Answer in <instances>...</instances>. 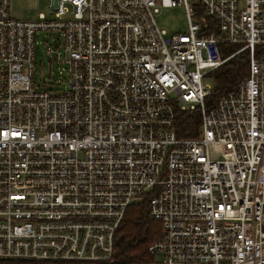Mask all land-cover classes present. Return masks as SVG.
I'll use <instances>...</instances> for the list:
<instances>
[{"label":"built area","instance_id":"built-area-1","mask_svg":"<svg viewBox=\"0 0 264 264\" xmlns=\"http://www.w3.org/2000/svg\"><path fill=\"white\" fill-rule=\"evenodd\" d=\"M10 1L0 0V264H115L125 210L150 192L161 232L144 264H264V0H50L52 18L37 20L11 17ZM175 5L186 31L168 34L155 15ZM195 5L219 35L199 34ZM46 30L63 39L61 91L35 86V34ZM220 44L241 47L223 58ZM242 50L248 76L206 110L205 79ZM195 108L198 136L178 138L175 110Z\"/></svg>","mask_w":264,"mask_h":264},{"label":"trees","instance_id":"trees-1","mask_svg":"<svg viewBox=\"0 0 264 264\" xmlns=\"http://www.w3.org/2000/svg\"><path fill=\"white\" fill-rule=\"evenodd\" d=\"M194 10L195 18L200 25L199 34L219 35L216 21L204 15L200 6L195 5ZM240 47L230 44L219 45L223 58L229 57ZM255 55L264 57V46H256ZM248 60V51L242 50L208 74L213 81V87L203 100L206 110L212 109L218 100L248 76ZM200 123L199 108L191 111L175 110L173 127L178 138H196ZM151 195L152 192L143 195L126 208L123 219L114 234L112 261L115 264H144L153 261V256L148 253V247L160 238L161 225L149 215L148 204Z\"/></svg>","mask_w":264,"mask_h":264},{"label":"rangeland","instance_id":"rangeland-1","mask_svg":"<svg viewBox=\"0 0 264 264\" xmlns=\"http://www.w3.org/2000/svg\"><path fill=\"white\" fill-rule=\"evenodd\" d=\"M9 12L11 17L20 20H37L41 16L45 19L52 18L50 0H11ZM155 20L158 27L168 34L186 31V18L182 6H159ZM62 45V35L58 31H38L35 34L34 79L36 87L45 84L47 89L58 91L66 87L68 64L63 62ZM47 47H51V53H47ZM204 82L211 88L213 87L211 79H205ZM154 259L159 261L160 256L156 255Z\"/></svg>","mask_w":264,"mask_h":264}]
</instances>
